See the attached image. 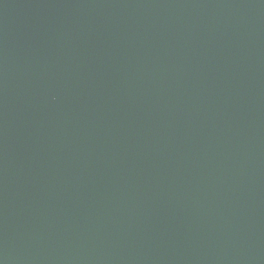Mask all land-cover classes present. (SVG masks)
Segmentation results:
<instances>
[{
	"label": "water",
	"instance_id": "water-1",
	"mask_svg": "<svg viewBox=\"0 0 264 264\" xmlns=\"http://www.w3.org/2000/svg\"><path fill=\"white\" fill-rule=\"evenodd\" d=\"M0 264H264V0H0Z\"/></svg>",
	"mask_w": 264,
	"mask_h": 264
}]
</instances>
